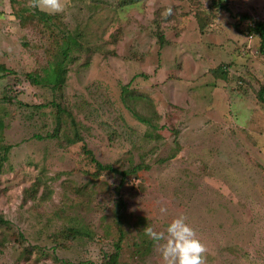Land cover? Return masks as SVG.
<instances>
[{
    "label": "rangeland",
    "instance_id": "374dc122",
    "mask_svg": "<svg viewBox=\"0 0 264 264\" xmlns=\"http://www.w3.org/2000/svg\"><path fill=\"white\" fill-rule=\"evenodd\" d=\"M216 1L67 0L59 27L86 45L52 91L24 75H43L56 23H21L26 0H0L14 72L0 79V264H105L116 243L120 264H162L143 228L180 215L206 264H264V56L249 30L264 0ZM51 100L82 141L54 105L30 106Z\"/></svg>",
    "mask_w": 264,
    "mask_h": 264
},
{
    "label": "trees",
    "instance_id": "16d2710c",
    "mask_svg": "<svg viewBox=\"0 0 264 264\" xmlns=\"http://www.w3.org/2000/svg\"><path fill=\"white\" fill-rule=\"evenodd\" d=\"M216 3H219V0H217ZM22 12H27V15L23 16L21 14ZM15 15L18 16L20 22L24 24L36 21L43 24V26L45 27L51 28V24L54 25L53 23H56V25H54L55 30L52 31V34H55L52 38L53 44H51L52 47L48 49L50 53V58L47 60V66L43 67V75L37 72H27L24 76L25 79H27L33 85L45 87L49 86L52 91L62 90L66 79V71L68 64L72 62L74 56L77 55V53L81 52L86 45L82 41V35L79 36L77 34L72 33L69 29H62L61 27H59V24H62L59 14L49 15L45 12L32 9L30 10L27 7H23L21 8V11L16 12ZM249 30L258 35V49L259 52L264 56V20L254 21L253 26H249ZM9 73L14 72L12 69L8 68L4 63L0 62V79ZM4 96L5 98L0 99V107L3 102L12 101V98L7 97L6 95ZM257 98L264 103V82L260 85L257 91ZM49 104L54 105L56 107V127L58 128L59 124H61L62 115L66 114L70 118L72 126L75 128L74 138H71L70 140L82 141L83 138L79 134L78 127L76 126L74 118L71 114V109L70 107L66 106L63 101L55 102L54 100H51V102L31 104L30 106L36 109H40L42 107H47ZM24 106L28 107V104H24ZM2 127H4V123L0 113V131ZM36 137L41 138L42 136L36 134ZM11 147V144H7L4 146L3 153L0 155V167L2 163L7 159V154ZM82 150L86 155H88L89 160L96 166L98 171H117V169L113 168V166H111L110 164H103L102 162H100L95 157L91 149L87 148L85 143H82ZM124 172L125 170L121 171V173ZM8 224L9 221L7 219H4L0 215V226L6 227L8 226ZM70 230L71 231L69 232V235L71 237H74L77 233H80V231L78 229H75L74 227H71ZM115 246V250L108 255V259L105 264H120V262L118 261L120 245L116 243Z\"/></svg>",
    "mask_w": 264,
    "mask_h": 264
},
{
    "label": "clouds",
    "instance_id": "9594fccd",
    "mask_svg": "<svg viewBox=\"0 0 264 264\" xmlns=\"http://www.w3.org/2000/svg\"><path fill=\"white\" fill-rule=\"evenodd\" d=\"M25 7L56 15L65 11L67 0H26ZM172 12V7H167L162 16L166 18ZM159 211L166 214L167 208L161 206ZM143 232L157 245L162 264H206L207 249L197 238L194 228L187 223L185 216L173 218L163 231L146 226Z\"/></svg>",
    "mask_w": 264,
    "mask_h": 264
}]
</instances>
